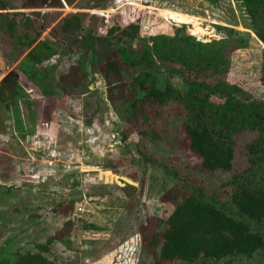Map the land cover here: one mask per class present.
Instances as JSON below:
<instances>
[{"label": "rangeland", "instance_id": "1", "mask_svg": "<svg viewBox=\"0 0 264 264\" xmlns=\"http://www.w3.org/2000/svg\"><path fill=\"white\" fill-rule=\"evenodd\" d=\"M14 7L31 21L30 27L18 25L17 34L26 32L31 37L34 31H39L38 39L55 50L48 59L32 65L36 72L47 75L53 95L42 94L39 77L29 79L15 68L27 49L0 52V85L8 73L11 78L21 80L20 89L12 95L11 104L15 107L10 109H17L24 130L19 134L10 124L11 95L6 96L7 83H4L0 87V254L12 256L15 252L35 251V244L59 230L66 232L63 224L70 219L69 233L62 240L54 239L45 253L56 263H150L153 261L148 243L150 234L163 225L173 207L171 193L177 187H171L173 180L159 166H142L135 145L136 134L109 103L101 73L89 72L87 51L78 44L66 45L65 34L59 28L60 19L79 13L82 27L92 28L96 33L105 25L121 27L136 19L142 26L140 36L143 32L156 33L149 40L151 46L163 37L166 25L182 24L165 19L160 9L192 18L183 24L198 40L221 37L215 25L230 27L246 36L247 46L230 54L226 79L252 97L261 98L264 86L259 81V57L264 46L252 34L241 2L19 0ZM3 41L7 43L8 39ZM123 44L138 53L143 42ZM76 61L82 62L86 70L85 88L78 91L60 83L61 88L57 84L64 67ZM171 81L179 82L177 78ZM41 113L44 120L39 118ZM248 138L246 133L234 138V163L227 172H201L182 135L174 136L172 142L144 141L143 149L151 158L158 157L157 162L176 169L185 180L184 186H199L205 194L218 197L228 206L230 188L225 181L246 166L242 143ZM253 177L263 181L264 170ZM68 210L67 215L62 214ZM82 221L94 223L99 229H83ZM255 259L241 257L232 264H255Z\"/></svg>", "mask_w": 264, "mask_h": 264}, {"label": "trees", "instance_id": "2", "mask_svg": "<svg viewBox=\"0 0 264 264\" xmlns=\"http://www.w3.org/2000/svg\"><path fill=\"white\" fill-rule=\"evenodd\" d=\"M239 1L252 34L264 46V0ZM159 12L165 19L182 24L166 25L163 37L152 46L149 40L156 33L143 32L140 36L142 26L136 19L121 27L105 25L99 33L82 27L79 13H70L59 23L66 45L81 46L88 53L89 72L101 73L109 103L137 136L135 145L142 166H159L173 180L171 187H177L171 193L173 207L163 225L150 234L153 261L141 264H232L241 257H255V264H264V180H253L254 173L264 170V97H252L226 79L230 54L245 49L247 38L230 27L215 25L221 37L198 40L183 24L192 18L166 9ZM18 25L30 27L31 21L24 18L16 22L11 18L8 27L2 29L15 46L27 49L16 68L29 79L39 77L42 94L53 95L47 75L36 72L32 65L48 59L55 50L38 39L39 31L31 37L26 32L17 34ZM137 40L143 42L138 53L123 44L132 45ZM259 60V81L264 86V48ZM83 66L80 61L66 65L57 85L83 90ZM175 78L178 84L171 81ZM20 87L18 79L16 88ZM11 115L10 124L23 134L17 110L13 109ZM42 115L39 118L44 120ZM245 133L249 135L242 143L246 166L225 181L230 188L228 206L218 197L205 194L199 186H184L185 180L176 169L157 162L158 157L151 158L143 149L144 141L172 142L174 136L182 135L201 172H227L234 163V138ZM229 205L232 210H228ZM68 213L69 210L62 211L63 215ZM70 226L71 220L67 219L63 224L66 232L59 230L35 244V251L15 252L12 256L1 253L0 264H58L45 253L54 239L62 240L69 233ZM80 226L99 229L87 221Z\"/></svg>", "mask_w": 264, "mask_h": 264}, {"label": "flooded vegetation", "instance_id": "3", "mask_svg": "<svg viewBox=\"0 0 264 264\" xmlns=\"http://www.w3.org/2000/svg\"><path fill=\"white\" fill-rule=\"evenodd\" d=\"M18 1L19 0H0V52H2V53L12 52V51L17 50L19 48L18 46H15L13 44L11 36L2 30L3 28L8 27V22L11 18H14L15 20L17 19V21H20L24 18H27V16H25L26 14H24L23 11H17L15 9V7L13 8V6L16 5V3ZM16 16H18L19 18H17ZM22 33H18V34L21 35ZM3 38L4 39L7 38L8 42L5 43L3 41ZM15 68H16V64H15ZM16 75L17 74H15V72H14L13 76H16ZM4 76H5L4 79H2L3 80L2 84L7 83V86H6L7 92L5 94H6V96L9 95V93L11 95V97L8 99V107H9V110L12 112L13 109H10L11 107H13L11 104L13 101L12 95H15V93L18 90L16 88V83H17L18 79L15 77L11 78L9 73L4 75ZM1 85H0V87H1Z\"/></svg>", "mask_w": 264, "mask_h": 264}, {"label": "crops", "instance_id": "4", "mask_svg": "<svg viewBox=\"0 0 264 264\" xmlns=\"http://www.w3.org/2000/svg\"><path fill=\"white\" fill-rule=\"evenodd\" d=\"M63 2V1H62ZM16 22H18L17 20H16Z\"/></svg>", "mask_w": 264, "mask_h": 264}]
</instances>
